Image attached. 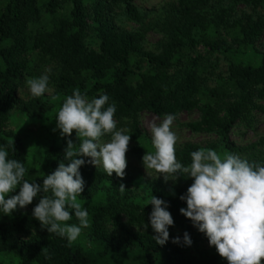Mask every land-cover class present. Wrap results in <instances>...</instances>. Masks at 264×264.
<instances>
[{
  "label": "trees",
  "instance_id": "obj_1",
  "mask_svg": "<svg viewBox=\"0 0 264 264\" xmlns=\"http://www.w3.org/2000/svg\"><path fill=\"white\" fill-rule=\"evenodd\" d=\"M222 1L169 0L154 20L145 22V15L132 0H7L0 12V148L26 168L28 156L23 144L10 133L2 132L12 111L39 118L51 109V103L42 96L27 100L17 96V87L31 66L48 65L54 91L62 94L64 100L75 89L89 100L108 95L109 104L116 106L117 128L131 134L135 152L140 150V112L176 116L183 111H195L197 118L185 123L190 131L215 133L229 154L264 166V138L242 146L229 140L234 126L250 124L253 111H264V54L258 65L230 61L226 79L213 87L206 85L203 56L189 54L198 44L211 52L252 45L263 34L264 14L256 8L263 6L264 0H228L230 5L221 6ZM235 3L248 6L251 11L236 15ZM64 6H68V15L59 18L51 28L37 24L42 12L54 14ZM120 14L138 23L137 29L120 27L116 22ZM219 28L230 36L231 43L222 37ZM149 30L160 35L156 51H143ZM90 36L96 37V46L88 42ZM136 53H142L147 70L133 81L131 57ZM65 149L50 146L41 172L33 179H25L42 185L44 175L51 174L61 162L66 166L69 163L64 158ZM197 150L199 146L190 142L176 147L177 160L188 166L190 154ZM77 158L85 160L79 169L84 190L78 197L90 199L101 188L108 189L105 201L82 206L89 214L91 237L112 249L120 248L123 242L138 249L142 255L140 264H227L216 251L198 247L200 242L212 246L205 234L179 211L187 207L179 197L186 194L192 178L180 176L171 188L165 186L164 179L151 184L152 195L168 204L167 210L174 220L169 229L176 227L180 231V243L159 245L150 225V200L129 201L118 190L120 184L135 179V172L125 170L123 179L115 173L109 177L104 170L89 165L85 157ZM43 195L41 192L37 197ZM38 203L33 201L28 211L0 219V250L16 251L22 264H110L96 262L82 247L69 245L66 238L41 228L32 215ZM69 211L76 219L74 212ZM110 224L124 229V233L110 232ZM185 232L192 241L190 246L183 241Z\"/></svg>",
  "mask_w": 264,
  "mask_h": 264
},
{
  "label": "clouds",
  "instance_id": "obj_2",
  "mask_svg": "<svg viewBox=\"0 0 264 264\" xmlns=\"http://www.w3.org/2000/svg\"><path fill=\"white\" fill-rule=\"evenodd\" d=\"M26 85L33 97H41L50 91L49 75L29 78ZM115 112V103L109 104L106 94L89 100L75 89L67 96L57 113L56 127L62 138L69 137L64 154L69 163L66 166L61 162L51 174L44 175L42 185L25 179L28 170L24 164L10 159L8 151L0 148V211L11 215L18 207L32 204L42 192L33 217L41 228L66 238L69 245L76 241L82 229L90 226L88 211L78 201L85 183L79 169L85 160L77 157L90 158L88 163L102 166L109 177L115 173L123 179L126 174L131 136L117 129ZM174 119V115L166 114L159 126L151 125L155 152H146L142 157L146 172L154 170L165 182H175L180 176L192 178L186 194L179 197L187 205L180 213L205 234L209 245L227 264H264V166L236 154L225 153L222 158L212 149L193 151L190 165L184 166L176 157L180 138L171 127ZM73 131L80 141L78 149L70 139ZM105 135H110L109 142H102ZM18 187V194L10 195ZM119 191H126L124 184L119 185ZM49 192L51 195H47ZM148 204L152 205L149 220L156 234L153 239L164 245L169 240V227L174 225L168 204L154 195ZM69 209L79 224L66 223L72 220ZM147 228L145 224V231ZM183 241L192 244L187 232ZM172 242L180 243V237Z\"/></svg>",
  "mask_w": 264,
  "mask_h": 264
},
{
  "label": "rangeland",
  "instance_id": "obj_3",
  "mask_svg": "<svg viewBox=\"0 0 264 264\" xmlns=\"http://www.w3.org/2000/svg\"><path fill=\"white\" fill-rule=\"evenodd\" d=\"M7 0H0V12L5 5ZM133 4L139 10L141 14L145 15V22L148 20H154L157 15L165 9L169 0H132ZM221 6L230 5L228 0H223L219 3ZM236 15H240L241 12H250L251 8L244 6L242 3H235L233 5ZM259 14H264V5L256 8ZM68 15V6L57 9L54 14L48 12H42V17L37 24H41L46 28H51L52 25L61 17ZM117 24L125 30L137 29L138 23L131 21L124 14H120L116 20ZM36 24V25H37ZM35 25V26H36ZM222 37L230 42V36L226 32L219 28ZM94 35V33H91ZM91 45L96 46V37L90 36L88 39ZM160 43V35L149 30L144 38L143 51H156ZM190 56L202 55V63L206 67L205 75H207L206 85L208 87H213L220 84L226 79L228 65L230 61L233 62H243L250 63L252 65H258L264 54V32L258 37L256 42L252 45L245 46H233L222 49L220 52L209 51L207 47L203 44H198L195 47V51L189 53ZM142 53L133 54L131 57L132 67L135 74L132 76L133 81L138 78V74L147 70L146 62L142 61ZM31 66L30 72L25 76L23 81L17 87V96L20 99L27 100L32 97L30 91L26 85V81L29 78H38L43 74H50V66L39 65L38 67ZM49 92H46L42 97L48 100L52 107L51 109L43 114L41 117H27L19 110L12 111L9 115L8 121L6 122L2 133H10L13 138L18 139L24 146L28 160L26 169V177L33 179L35 176L41 172L42 164L46 161L47 150L50 146H61L67 147V140L69 137H61L60 130L56 127V117L59 109L61 108V103L64 100V96L60 93L54 91L49 78ZM52 96H58L59 99L53 100ZM252 120L250 124L239 123L234 126L229 132V140L239 146L246 145L261 138H264V111L255 110L252 112ZM166 115H156L150 111H142L137 117V127L140 131L137 139L140 145V150H132L135 146V141L131 138L129 143V149L126 153L127 168L126 170H132L135 172V179L129 183L125 184L126 191L121 193V196L125 199L137 203L148 202L152 197L151 184L154 180L163 179V176H158L154 170H145L142 162V157L146 152H155V148L152 144V133L151 125L155 123L159 126L164 120ZM197 118V113L195 111H183L175 116L172 124V130L180 138L176 147H180L185 143H195L200 149H212L215 150L221 157H224L228 150L219 142L218 136L215 133H204V132H192L185 123ZM55 129V131H54ZM121 129V128H117ZM128 134V133H126ZM131 136V134H129ZM132 137V136H131ZM110 135L104 136L102 142L106 143L110 141ZM73 143L79 147V139L76 137L75 131H73L70 137ZM264 149V148H263ZM87 163L90 158L85 157ZM91 166H94L88 163ZM96 167V166H94ZM98 169L104 170L102 166L96 167ZM166 187H173L174 181L169 180L165 182ZM119 190V189H118ZM19 187L15 192L10 195L18 194ZM107 187L101 188L96 191L92 198L90 199H80L78 201L83 206L89 202L105 201L107 198ZM8 197H6L7 199ZM39 197H36L33 201L38 203ZM29 205L25 208H17L13 211L11 215H4L0 211V219L4 216H14L17 213L28 211ZM68 224H79L77 219H73L66 222ZM111 225V224H110ZM110 232L117 234L124 233L122 228L114 227L111 225L109 228ZM169 240L165 244H175L173 239L180 236V231L178 228L173 227L169 229ZM156 235V234H155ZM74 245H78L86 250L96 262H106L110 264H140L142 260L141 252L138 249L130 248L125 242H123L118 249H112L105 243L94 239L90 236L88 227L83 228L80 236L74 242ZM199 248L211 249L216 251L215 247H209L206 243L200 242ZM194 252V247L191 248ZM217 252V251H216ZM163 262L164 257H160ZM160 261V262H161ZM0 262L3 264H22L19 254L16 251H4L0 250ZM161 262V263H162ZM36 264V263H33Z\"/></svg>",
  "mask_w": 264,
  "mask_h": 264
}]
</instances>
